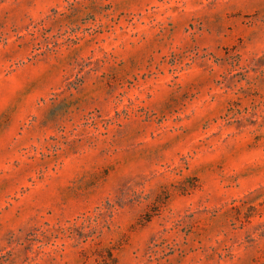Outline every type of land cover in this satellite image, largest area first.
Masks as SVG:
<instances>
[{
	"label": "rangeland",
	"instance_id": "1",
	"mask_svg": "<svg viewBox=\"0 0 264 264\" xmlns=\"http://www.w3.org/2000/svg\"><path fill=\"white\" fill-rule=\"evenodd\" d=\"M0 264H264V0H0Z\"/></svg>",
	"mask_w": 264,
	"mask_h": 264
}]
</instances>
